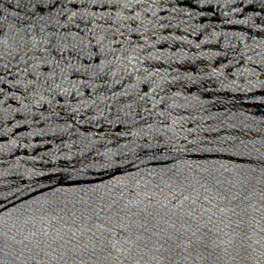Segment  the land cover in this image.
I'll use <instances>...</instances> for the list:
<instances>
[{
	"label": "water",
	"instance_id": "water-1",
	"mask_svg": "<svg viewBox=\"0 0 264 264\" xmlns=\"http://www.w3.org/2000/svg\"><path fill=\"white\" fill-rule=\"evenodd\" d=\"M0 264H264V0H0Z\"/></svg>",
	"mask_w": 264,
	"mask_h": 264
}]
</instances>
